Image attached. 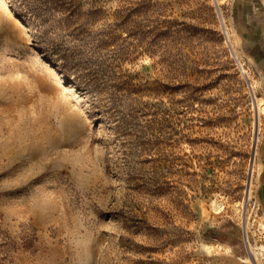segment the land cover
<instances>
[{
  "label": "rangeland",
  "instance_id": "rangeland-1",
  "mask_svg": "<svg viewBox=\"0 0 264 264\" xmlns=\"http://www.w3.org/2000/svg\"><path fill=\"white\" fill-rule=\"evenodd\" d=\"M230 3L0 0V264H263L264 79Z\"/></svg>",
  "mask_w": 264,
  "mask_h": 264
},
{
  "label": "crops",
  "instance_id": "crops-1",
  "mask_svg": "<svg viewBox=\"0 0 264 264\" xmlns=\"http://www.w3.org/2000/svg\"><path fill=\"white\" fill-rule=\"evenodd\" d=\"M231 17L235 25L242 50L257 69L262 71L264 79V0H231ZM260 171L257 174L255 198L258 211L264 218V138L259 151ZM264 264V256H262Z\"/></svg>",
  "mask_w": 264,
  "mask_h": 264
},
{
  "label": "bare ground",
  "instance_id": "bare-ground-1",
  "mask_svg": "<svg viewBox=\"0 0 264 264\" xmlns=\"http://www.w3.org/2000/svg\"><path fill=\"white\" fill-rule=\"evenodd\" d=\"M216 8V7H215ZM217 11V10H216ZM221 14V13H220ZM223 18V17H222ZM222 21V20H221ZM223 24V23H222ZM224 25V24H223ZM224 28H225V26H224ZM229 34V33H228ZM229 36V35H228ZM227 37V36H226ZM228 39V38H227ZM229 41V40H228ZM229 44V43H228ZM231 45V44H230ZM232 46L234 47V45L232 44ZM231 46V47H232ZM231 49H233V48H231ZM236 50V49H235ZM238 57V56H237ZM241 65V64H240ZM240 67V66H239ZM242 70H243V72H246V69L245 68H243L242 67ZM252 92H253V95H254V100L256 101V107H257V110H256V112H258V113H260V112H264V96H260V95H258V94H256L255 93V90L253 89L252 90ZM252 94V93H251ZM255 107V108H256ZM256 118V117H255ZM257 120V119H256ZM257 123V122H256ZM258 128V127H257ZM254 162V161H253ZM253 162H252V165H251V171H249L248 173L252 176V172H253ZM256 164V163H255ZM256 167V166H255ZM250 170V169H249ZM256 170H258V171H260V163L258 162L257 163V169ZM249 176V175H248ZM249 195V194H248ZM246 196H247V192L245 193V197H244V199L246 200ZM211 205H212V207H213V209L214 210H217L219 207H220V203L218 202V201H215L214 199L213 200H211ZM244 209H245V207H244V202L241 204V217H242V219H245L246 218V220H245V223H246V227L247 226H249L248 225V218L247 217H245V214H244ZM248 216V215H247ZM259 229H260V231L261 232H263L262 233V236H263V242L261 243V244H259V246H258V249L256 250V248H254L253 247V245H252V243L249 241V243H246L247 244V253H248V255L247 256H249V258L252 260V262H254V259H257V254H258V250L259 251H261V252H264V223H259ZM243 239V238H242ZM245 241V240H244ZM246 242V241H245ZM256 247V246H255ZM248 258V259H249Z\"/></svg>",
  "mask_w": 264,
  "mask_h": 264
},
{
  "label": "built area",
  "instance_id": "built-area-1",
  "mask_svg": "<svg viewBox=\"0 0 264 264\" xmlns=\"http://www.w3.org/2000/svg\"><path fill=\"white\" fill-rule=\"evenodd\" d=\"M231 51H232V53H234V51L232 49H231ZM235 58H236V56H235ZM249 85L252 86L251 82H249ZM250 174L246 179V183H245V187H244V197H245V193L247 192L246 200L243 199L244 207H245V209H244L245 217H247V215H251L253 211H255V213H256L257 209H258V205L254 199V188H253L254 184H253V178H252L253 175L251 176ZM245 220H246V218L242 219V217H240V225H241L242 230H243L245 241H246V243H249L248 232H250V227H248V226L246 227ZM257 230H258V232L263 233L260 231L259 228H257Z\"/></svg>",
  "mask_w": 264,
  "mask_h": 264
}]
</instances>
